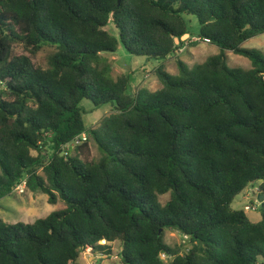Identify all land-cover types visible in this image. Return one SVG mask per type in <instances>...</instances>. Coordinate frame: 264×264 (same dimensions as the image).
I'll return each instance as SVG.
<instances>
[{
    "label": "trees",
    "instance_id": "obj_1",
    "mask_svg": "<svg viewBox=\"0 0 264 264\" xmlns=\"http://www.w3.org/2000/svg\"><path fill=\"white\" fill-rule=\"evenodd\" d=\"M189 16L218 53L177 58L173 75L164 63ZM263 33L264 0H0V199L25 179L65 204L32 223L0 218V264H79L87 248L116 255L113 242L120 264H264V200L258 222L231 207L252 183L264 196V50L242 47ZM119 43L160 61V88L111 75ZM43 46L46 68L32 60ZM83 102L113 111L86 127ZM83 132L100 156L82 160L86 143L62 155ZM166 230L184 243L168 246Z\"/></svg>",
    "mask_w": 264,
    "mask_h": 264
},
{
    "label": "rangeland",
    "instance_id": "obj_2",
    "mask_svg": "<svg viewBox=\"0 0 264 264\" xmlns=\"http://www.w3.org/2000/svg\"><path fill=\"white\" fill-rule=\"evenodd\" d=\"M187 20L190 23V36H196L199 29L198 21L195 17L189 16ZM104 29L112 34H117V30L112 23L107 25ZM181 46V45H180ZM242 47L245 48H257L264 50V33L259 34L253 38H250L242 43ZM181 51L175 52V55L168 59L165 64V69L173 74H178L176 59L179 58L185 61L189 66L195 63L203 62L208 56L218 53V48L211 43H191L186 42L181 46ZM54 51L53 47L43 46V48L32 57L33 62L42 68L48 66V56ZM15 54H26L21 47H16ZM228 65L231 67L241 66L243 68H250V60L242 55L227 52ZM111 62V75L115 78L120 74H128L130 76V82L133 92H137L138 89L146 88L154 91L161 87V83L158 77L154 73L155 67L160 63L158 60L147 59L145 57H137L130 55L123 45L119 43L116 52L107 53L105 55ZM3 88L0 85V90ZM81 106L85 110L84 123L86 127H95L101 121L103 116L110 114L113 111V106L108 103L103 106L93 107L91 103L83 102ZM87 146L83 150L78 152L79 157L82 160L92 161L100 156V152L97 146L89 141ZM77 151V150H76ZM260 182L252 183L248 185L240 194H238L231 207L233 209H242L252 222H258L262 219L260 205L258 201V190ZM168 199V195L162 196L161 201L165 202ZM253 209V207H255ZM65 207L62 201H58L56 204H49L47 201V195L37 191L19 192L14 190L10 195L0 199V218L8 223H32L38 218L45 217L50 212ZM164 241L170 247L179 246L184 243L185 238L177 230H166L164 234ZM113 249L116 251V255L110 257L95 256L90 251V248L81 252L78 262L79 264H120L121 246L118 242L112 243ZM165 264H168L170 258L166 255H161Z\"/></svg>",
    "mask_w": 264,
    "mask_h": 264
},
{
    "label": "built area",
    "instance_id": "obj_3",
    "mask_svg": "<svg viewBox=\"0 0 264 264\" xmlns=\"http://www.w3.org/2000/svg\"><path fill=\"white\" fill-rule=\"evenodd\" d=\"M187 41L188 42L210 43V40L208 38H201L199 36L184 35L183 37L180 38V40H179V38H175L176 44H179L180 42H187ZM87 141H88V135L85 132H83L82 134L74 137V139L71 142L66 143L63 146H61V149H60L61 152L60 153L64 156H68L70 154V151H73V149H75L78 146L86 143ZM14 190L19 191V192H24L26 190V180L23 179L18 185H16ZM255 208H256V206L253 207V209H255Z\"/></svg>",
    "mask_w": 264,
    "mask_h": 264
},
{
    "label": "water",
    "instance_id": "obj_4",
    "mask_svg": "<svg viewBox=\"0 0 264 264\" xmlns=\"http://www.w3.org/2000/svg\"><path fill=\"white\" fill-rule=\"evenodd\" d=\"M121 0H118V4H120ZM264 200V196L262 194L258 195V201L262 202Z\"/></svg>",
    "mask_w": 264,
    "mask_h": 264
}]
</instances>
